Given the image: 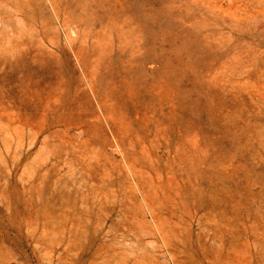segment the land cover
Masks as SVG:
<instances>
[{
	"label": "rangeland",
	"instance_id": "rangeland-1",
	"mask_svg": "<svg viewBox=\"0 0 264 264\" xmlns=\"http://www.w3.org/2000/svg\"><path fill=\"white\" fill-rule=\"evenodd\" d=\"M0 264H264V0H0Z\"/></svg>",
	"mask_w": 264,
	"mask_h": 264
}]
</instances>
